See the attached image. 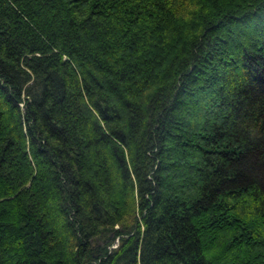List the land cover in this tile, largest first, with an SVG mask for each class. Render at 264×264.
<instances>
[{"label": "trees", "instance_id": "16d2710c", "mask_svg": "<svg viewBox=\"0 0 264 264\" xmlns=\"http://www.w3.org/2000/svg\"><path fill=\"white\" fill-rule=\"evenodd\" d=\"M0 264H264V0H0Z\"/></svg>", "mask_w": 264, "mask_h": 264}]
</instances>
